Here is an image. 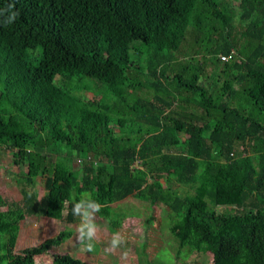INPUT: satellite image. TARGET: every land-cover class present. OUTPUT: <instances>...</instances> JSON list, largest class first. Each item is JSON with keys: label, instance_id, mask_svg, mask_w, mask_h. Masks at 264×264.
<instances>
[{"label": "trees", "instance_id": "1", "mask_svg": "<svg viewBox=\"0 0 264 264\" xmlns=\"http://www.w3.org/2000/svg\"><path fill=\"white\" fill-rule=\"evenodd\" d=\"M9 3L19 15L6 26L0 16V149L25 170L20 204L1 203L10 211L0 264L41 254L84 264L55 251L72 230L14 246L26 217L73 224L85 193L110 233L123 220L113 204L139 197L165 207L179 243L193 231L186 253L264 264V0H0V9ZM187 35L197 48L182 63ZM200 60L217 71L207 76ZM37 176L39 198L28 190Z\"/></svg>", "mask_w": 264, "mask_h": 264}, {"label": "rangeland", "instance_id": "2", "mask_svg": "<svg viewBox=\"0 0 264 264\" xmlns=\"http://www.w3.org/2000/svg\"><path fill=\"white\" fill-rule=\"evenodd\" d=\"M228 3L234 10L236 2L233 3V1H231ZM233 24L235 27L234 37L239 47L242 45L245 38L241 35L243 26H240L237 21H234ZM191 41L192 38L187 35L185 41L182 42L180 46V56L185 55L181 60L182 63L190 60V56L192 55V49L190 48H197V45H194ZM131 52H134L133 48ZM198 63L201 64L202 61L200 60ZM202 67L207 76L217 71L213 70L214 66L209 61L202 63ZM70 91V94L73 96L90 97L89 94L82 93L74 89V87ZM241 147L242 145L240 143L236 144V151H239ZM52 149L51 146V152ZM15 160L16 156L13 152L3 148L0 149L1 218L6 216L10 211L9 205L3 206L1 204L3 201L16 204H20L21 202L20 189L22 183L18 180L17 173L19 171L23 172L25 168ZM50 161L52 162V160ZM76 164H78V161H76ZM160 183L163 185V181ZM186 189L187 187L181 186L179 194L182 196ZM28 190H31L34 195L39 198L43 193L42 178L37 176ZM91 199H93L92 196ZM206 202L209 207L212 206L210 199L207 198ZM113 208H115L114 213L116 214H112V216L117 217L114 219L119 222L118 218L122 217L123 220L116 231L112 233L109 232L110 229L107 225L106 218L103 219L97 213L95 214L94 223L97 225L98 231L93 241L95 244L94 252H86L84 247L76 242V236L78 234L77 228L80 224V217L78 216L77 221L73 224H66L63 220L57 222L53 220V223H50V225L42 221L47 218L40 217L37 221V218H31L32 216L26 217L27 219L25 218L26 220L22 222L23 228L19 235L23 243L22 246L38 247L39 243H43V240L55 235L57 232L61 230H72L71 238L57 246L55 251L57 253H68L71 256H76L82 260L84 264H211L210 256L207 253L198 256L195 254H188L184 251L186 247H190L193 244L194 234L191 229L188 228L185 230V237L182 243H179L171 235L168 230L169 221L168 218H166V209L164 206L153 205L148 199L128 196L114 203ZM240 208V204H237L232 208H227L226 212L232 213ZM28 223L30 224L29 230L27 229ZM41 225H43V227ZM114 233H119L124 238V243L115 250H109L110 241ZM0 254H2V252ZM49 257H46V260L41 261L39 264H48L51 260Z\"/></svg>", "mask_w": 264, "mask_h": 264}, {"label": "clouds", "instance_id": "3", "mask_svg": "<svg viewBox=\"0 0 264 264\" xmlns=\"http://www.w3.org/2000/svg\"><path fill=\"white\" fill-rule=\"evenodd\" d=\"M14 9V3H9L6 8L0 9V16L6 18L3 22L5 26L14 23L17 19L19 12ZM101 207L102 205L91 199L88 193H85L84 197L76 201L72 207V214L80 217L76 242L81 244L84 250L89 253L95 251V244L93 241L96 238L98 227L94 223V217L95 214L101 210ZM122 243H124V238L119 233H114L110 241L109 250H115Z\"/></svg>", "mask_w": 264, "mask_h": 264}, {"label": "crops", "instance_id": "4", "mask_svg": "<svg viewBox=\"0 0 264 264\" xmlns=\"http://www.w3.org/2000/svg\"><path fill=\"white\" fill-rule=\"evenodd\" d=\"M47 218V217H44V216H32L31 218H37V221H38V218ZM27 219V218H26ZM26 219H24V220H22V221H20L19 222V227H18V232H17V236H16V240H15V250H20V249H22V248H25V247H27V246H25L24 245V247L22 246V241L20 240V237H19V235H20V231L22 230V222L23 221H25ZM42 221H44V223L46 222L47 224H49L50 225V223H53V219H50V218H47V219H44V220H42ZM41 221V222H42ZM76 221H77V219H76ZM75 221V222H76ZM56 222H57V220H56ZM74 222V223H75ZM30 223H31V221H30ZM44 225V224H43ZM43 225H41L42 227H43ZM27 229L29 230L30 229V224L28 223V225H27ZM48 239V238H47ZM47 239H45V240H47ZM45 240H43V243H45ZM43 243H39V245L38 246H40V245H42ZM19 248V249H18ZM46 257H49V255L48 254H41V255H38V256H35L34 257V263L35 264H39L41 261H45L46 260ZM50 258V257H49ZM48 264H51V260L49 261V263Z\"/></svg>", "mask_w": 264, "mask_h": 264}, {"label": "built area", "instance_id": "5", "mask_svg": "<svg viewBox=\"0 0 264 264\" xmlns=\"http://www.w3.org/2000/svg\"><path fill=\"white\" fill-rule=\"evenodd\" d=\"M218 58L221 60V61H226L228 59L227 56H218Z\"/></svg>", "mask_w": 264, "mask_h": 264}]
</instances>
